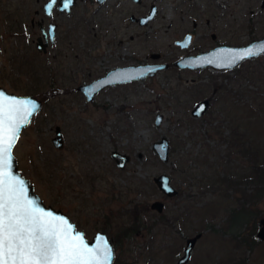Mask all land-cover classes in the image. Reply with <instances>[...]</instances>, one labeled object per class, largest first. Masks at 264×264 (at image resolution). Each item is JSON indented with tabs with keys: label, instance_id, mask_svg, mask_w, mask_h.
Here are the masks:
<instances>
[{
	"label": "rangeland",
	"instance_id": "374dc122",
	"mask_svg": "<svg viewBox=\"0 0 264 264\" xmlns=\"http://www.w3.org/2000/svg\"><path fill=\"white\" fill-rule=\"evenodd\" d=\"M44 1L0 0V85L43 101L13 153L44 202L66 212L88 238L97 230L115 237L113 264H176L185 238L198 231L186 264H264V241L256 236L264 193L231 215L245 185L227 191L206 186L210 176L250 166L240 140L231 144L232 127L264 138V54L217 72L214 81L206 70L170 69L110 86L91 100L77 88L113 65L151 59L154 51L168 59L179 53L174 41L187 30L194 32L190 50L259 38L263 0H77L71 14L54 8L51 18L60 21L61 32L70 30L72 45L63 38L42 54L35 39L36 20L47 18ZM152 1L158 12L149 23L129 19L147 12ZM193 18L201 23L195 29ZM203 98L211 99L208 108L193 115ZM157 112L163 115L158 125ZM56 125L63 133L60 148L51 140ZM162 137L169 144L166 160L153 147ZM113 149L129 154L124 167ZM161 172L170 175L176 195L157 188L153 177ZM155 199L165 202L161 212L150 207ZM184 204L188 219H173Z\"/></svg>",
	"mask_w": 264,
	"mask_h": 264
},
{
	"label": "snow or ice",
	"instance_id": "6c2138e0",
	"mask_svg": "<svg viewBox=\"0 0 264 264\" xmlns=\"http://www.w3.org/2000/svg\"><path fill=\"white\" fill-rule=\"evenodd\" d=\"M56 3L51 0L48 7ZM71 3L63 0L62 6L67 9ZM257 54L251 47L230 50L225 67ZM38 108L35 101L0 91V264H109L113 252L103 237L94 247L86 244L65 218L30 199L25 182L12 171V151L20 130Z\"/></svg>",
	"mask_w": 264,
	"mask_h": 264
},
{
	"label": "water",
	"instance_id": "95a60500",
	"mask_svg": "<svg viewBox=\"0 0 264 264\" xmlns=\"http://www.w3.org/2000/svg\"><path fill=\"white\" fill-rule=\"evenodd\" d=\"M75 0H72V3ZM98 2H104L105 0H97ZM137 3H140L141 0H134ZM51 3V0H47L44 3L45 6V12L51 16L52 13V7L49 8L48 5ZM69 4L68 10L70 9V6L72 5ZM262 4H264V0L262 1ZM157 12V6L156 4H151L150 9L148 13L145 15L141 16H136L132 14L130 18L132 20L138 21L140 25H145L149 22V20L156 14ZM53 29H54V24L50 25V31L51 34H53ZM190 38H191V33H187L183 38L176 40L177 44H180L182 47L187 46L190 43ZM36 45L38 50H40V36L37 37L36 40ZM251 47L254 51H256L258 54L254 57L259 56L260 54H263L264 51H260L261 49H264V35L252 39L248 41L245 44H226L222 43L219 44L211 49L200 51L196 54H185L181 55L178 57L175 61L174 64L179 66V67H193V68H199L202 66H211L214 68L218 69H231L238 65L240 62H238L236 65L231 66V67H225V60L230 54V50H243ZM157 53H152L151 56L155 57L158 56ZM253 58V57H251ZM248 59V58H246ZM211 61V62H210ZM166 63H141L138 65H126V66H119L116 68H113L109 70L106 74L99 76L96 79H93L89 82L82 83L78 85V89H80L86 100H91L93 96L100 91L102 88H104L107 85L114 84V83H120V82H127L133 79H144L147 76H153L156 74V72L165 67ZM148 69H153V71H148ZM0 91L5 93L8 96H14L19 99L25 100V101H35L38 105L39 108L38 110L42 107V100L33 94H17L15 92H11L6 90L3 86L0 85ZM203 106L201 109L200 106ZM209 106V99L208 98H203L199 101H197L193 108L191 109V113L195 116H201L206 109ZM38 110L35 111L38 112ZM34 113V114H35ZM33 116V115H32ZM29 117V122L31 120V117ZM162 113L157 112L155 115V124L158 125L161 120H162ZM27 125V124H26ZM22 129V128H21ZM21 131V130H20ZM20 134V133H19ZM52 143L54 144L55 147H62L64 144V139H63V133L61 131V128L59 125H56L55 127V135L52 137ZM153 147L154 150L157 152L159 157L162 160H166L168 156V139L166 137H162L160 140H156L153 142ZM112 157L115 159L117 165L119 167H124L126 162L129 161L130 156L127 153L120 152L116 149L112 150L111 152ZM12 171L19 177L22 178L23 181L25 182V189L27 191V194L30 199H34L40 207H42L44 210L49 211L53 213L54 215L58 217H63L65 218L68 223L71 224L72 229L75 232H78L82 235L83 240L86 244L89 246H96L98 243V238L103 237V239L107 242L108 246L112 249L113 255L112 259L109 262V264H113V259H114V247H113V242L111 238L108 236V234L104 231L97 230L91 238H87L85 235L84 229L76 227L75 222L67 215L66 212H64L60 208H55L52 205H47L43 199L40 197V195L35 191L34 184L31 182V180L26 177L24 174L21 173L18 167L17 159L15 158V155L12 151ZM153 180L157 186V188L165 195L167 196H174L178 193V188L175 187L171 183V177L168 173L161 172L153 177ZM165 202L161 199H155L150 203V207L152 209H155L158 212H161L164 209ZM259 224L260 227L258 228L256 235L258 238L264 240V216L259 219ZM202 235V232L198 231L193 235H188L185 238V244L183 247L182 253L179 255L176 264H186L188 260L190 259L192 250L195 246L196 241L198 238Z\"/></svg>",
	"mask_w": 264,
	"mask_h": 264
},
{
	"label": "trees",
	"instance_id": "16d2710c",
	"mask_svg": "<svg viewBox=\"0 0 264 264\" xmlns=\"http://www.w3.org/2000/svg\"><path fill=\"white\" fill-rule=\"evenodd\" d=\"M253 109L254 108H252V110ZM261 129L264 131V123L261 124ZM231 130L233 135L231 144H233L235 140H240V146L238 149L243 154H247L249 156L250 166L242 173L226 172L223 175L210 176L206 186L210 187L209 189L212 191L217 189H223L227 191L229 188H235L237 184L243 183V185H245V188L242 189V194L244 195L239 199L240 205L238 209H236L235 206L232 207L230 211L232 215L236 211H244L247 208V203L250 204V202H256L258 200V196L261 198L262 194L264 193V138H262L261 135L248 138L250 134L245 132V130L241 133L238 131L237 126L232 127ZM243 136H245V138L241 139ZM221 184L223 185V188ZM249 186H251V192L247 191ZM211 203L212 202H210V206L213 205ZM142 207H144V205ZM211 208H213V206H211ZM179 209H182V211L177 210L178 212L175 213L173 219H177L180 222H182L181 220L183 218L187 220V216L189 214V205L184 204ZM190 218L191 217H189V221L191 220ZM166 219L168 220L167 216ZM112 241L113 244H117V239L115 237L112 238ZM116 259H118V257H116Z\"/></svg>",
	"mask_w": 264,
	"mask_h": 264
},
{
	"label": "flooded vegetation",
	"instance_id": "af4514ba",
	"mask_svg": "<svg viewBox=\"0 0 264 264\" xmlns=\"http://www.w3.org/2000/svg\"><path fill=\"white\" fill-rule=\"evenodd\" d=\"M76 1H77V0H75V1L72 3V5L70 6V9L68 10V9H64L63 6H62V4H63V0H58V3L53 4L51 16L48 15V14L45 12V6H44V3H45L46 1H44L43 5H42V6H43V12L46 14V17H47V18H44L43 16H40V19H39V20H36V23H37V25H38V27H39V29H40V34L37 35V37L40 36V46H41V48H40V50H39L40 53L42 52V54H43V53L46 54L47 51L50 52V50H48V48L50 49V46H56L58 43H60V42L63 40V38H64V39H67V42H68L69 45H72V40H71V36H70V30H69V29H66V30H64V31L61 32L60 29H59V27H60V21H59V20H58V21H57V20H52L51 18H52V16H53L54 8L57 10L58 14H68V15L71 14L73 8L75 7V3H76ZM153 3H154V1L150 2L149 9H150L151 4H153ZM154 4H156V3H154ZM157 8H158V7H157ZM149 9H148V11H149ZM148 11L142 13L141 15H145L146 13H148ZM55 12H56V11H55ZM55 12H54V13H55ZM157 12H158V9H157ZM157 12H156V14H157ZM132 14H134V13H130V14H129V19H130L132 22H136V23H138V21H136V20H132V19L130 18V16H131ZM156 14H155L150 20H152V19L156 16ZM134 15H135V14H134ZM141 15H136V16H141ZM45 20H47V22H45ZM150 20H149V21H150ZM208 22H209V20H207V23H208ZM148 23H149V22H148ZM31 24H32V25L35 24V19H34L33 17L31 18ZM51 24H54L53 34H51V31H50V25H51ZM138 24H139V23H138ZM199 24H201V23H199L198 21H196V19H194V18L192 19V26H193V29H195ZM187 33H191L190 43H189L187 46L182 47L180 44H177V43H176V40L183 38ZM193 35H194L193 30H187L181 38L176 39V40L174 41V44L177 46V49L179 50V53H177V54H175V55H172V56L169 57L168 59H163V58H162V55H161L160 52H158V53H159L158 56L152 57V56H151L152 53H157L156 51H154V52L149 53L151 59H147V60H143V61H138L137 63H127V64L113 65L111 68H108L103 74L98 75L97 77H95V78H93V79H96V78H98L99 76H102V75L106 74L109 70H111V69H113V68H116V67H119V66L138 65V64H141V63H166V66L163 67V68H161V69H159V70L156 72V74H157L159 71H161V70H170V69H171V70H177V71H179V70H187V71L194 72V73H199V72H201V71L206 70V71H208V74H206L207 77H208L209 79H211L212 81H214L215 78H216L217 72H221L222 69L214 68V67H211V66H209V65H208V66H202V67H199V68H193V67H189V66H186V67H179V66H177V65L174 64V61H175L178 57H180L181 55H185V54H196V53H198V52H200V51L208 50V49H211V48H213V47H215V46L221 44V43H217V44H215V45L212 46V47H208V48H206V47H205V48L202 47V48L199 49V50H190V46L193 44V41H194ZM211 35H212V37H214V36H215V33H212ZM37 37H36L35 40H37ZM35 45H36V41H35ZM36 48H37V45H36ZM37 50H38V48H37ZM57 52L59 53V52H60V49H58ZM235 67H236V66H235ZM223 70H224V69H223ZM222 72H224V71H222ZM156 74H154V75H156ZM218 74H219V73H218ZM154 75H153V76H154ZM198 76H199V74L196 75V77H198ZM147 77H148V76H147ZM145 78H146V77H145ZM93 79H91V80H93ZM194 79H195V76L192 77V80H194ZM91 80H90V81H91ZM134 80H139V79H133V80H130V81H134ZM88 82H89V81H88ZM127 82H129V81H127ZM122 83H125V82H120V83L110 84V85L105 86V87L102 88L101 90H104V89H106V88H108V87H110V86H115V85H119V84H122ZM77 88H78V86H77ZM101 90H100V91H101ZM208 99H209V98H208ZM209 101L211 102V99H209ZM113 150H114V149H113ZM259 227H260V224H259V222H258V228H259ZM256 232H257V231H256ZM256 236H257V235H256ZM257 239H259V238L257 237ZM259 240H261V239H259ZM261 241H264V240H261Z\"/></svg>",
	"mask_w": 264,
	"mask_h": 264
}]
</instances>
